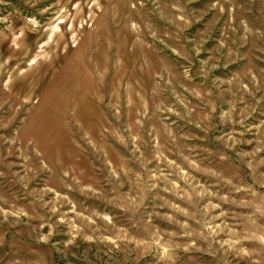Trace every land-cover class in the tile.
Wrapping results in <instances>:
<instances>
[{
	"label": "rangeland",
	"instance_id": "obj_1",
	"mask_svg": "<svg viewBox=\"0 0 264 264\" xmlns=\"http://www.w3.org/2000/svg\"><path fill=\"white\" fill-rule=\"evenodd\" d=\"M0 264H264V0H0Z\"/></svg>",
	"mask_w": 264,
	"mask_h": 264
}]
</instances>
